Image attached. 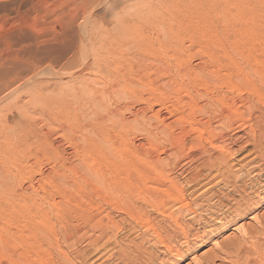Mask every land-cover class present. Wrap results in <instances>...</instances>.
I'll use <instances>...</instances> for the list:
<instances>
[{
	"label": "rangeland",
	"instance_id": "rangeland-1",
	"mask_svg": "<svg viewBox=\"0 0 264 264\" xmlns=\"http://www.w3.org/2000/svg\"><path fill=\"white\" fill-rule=\"evenodd\" d=\"M78 1H79V3H78ZM82 1L83 0H73V2H71L70 0H67V1L66 0H61V1L60 0H49V1L45 0V2H44V0L43 1L42 0H0V15H2V17H0V62L2 63V65L0 63V67L2 68V67L8 66L10 64V59H11V61H14L17 64H19L18 73H17V75H14L17 77L12 76L15 79H17L19 77L16 80V83L14 85H17L18 83L23 82L24 80H27V79L29 80V82L26 83L27 87L24 84L23 85L24 87L23 86L20 87L19 88L20 90H17L15 92V95L18 94L20 96V102L18 103V105H16V106L12 105L9 101L10 99H8L4 102L3 101L0 102V233L2 232L0 235V264H29V262H30V264H41L39 262L40 258L46 259L45 260L46 264H56V263L57 264H63V256H62L63 253L65 255L67 254L70 259L72 258L71 261L74 264L75 263L76 264H81V263L82 264H111V262L114 260V258H115V260L113 261L114 264H117V263L122 264V262L124 264H128V263L129 264H144V263L145 264H264V189H263L264 188V181L262 182V178L264 180V173H262L263 177L260 176L261 177L260 182H262V183H260V185H262L263 188L261 186H260V189H257V190L254 188H253V190L246 188L248 190H246V189L245 190L247 192L249 191L248 192L249 194L246 191L244 192L241 190V191H239L240 196H238L239 193L237 194V192H233L231 194L229 193L230 197L227 196V198L229 197L228 199H230V200H227V198L224 199V205L222 206V209L225 207L224 208L225 210L224 209L222 211H220L221 209L216 210V213L218 211V213H217L218 215H216V213H215L214 214L215 216L214 215L212 216L213 218L217 216L216 219L218 221L215 218L213 219L212 217H209V216L207 217V215L205 213H202V212H201V214H202L201 217L202 216L204 217L206 215L204 218H202L205 221L198 222V223L192 221L190 218H188L187 215L183 216V220H184L183 223L187 229V230L185 229V232L187 234H185L181 230H180L181 232L180 231L177 232V230H179V229L176 230L172 226L174 228L173 229L168 222H166L165 220L161 221L160 216H156V214L155 215L153 214L156 217L155 218L156 221L159 224L162 223L161 225H163L162 228L160 227L161 233L164 230H167V233L170 234L168 231L171 232V229L176 230V231L172 230V232H174V233L171 232L170 235H168L166 233V231H164L162 233V236L166 233L167 235L165 234V236H163V237L165 238L164 239L165 241L167 240L166 241V242H168L167 244H169V246L171 245L170 247H172L173 249L175 248L176 250H179L180 255L177 258H176V255H173V256L171 254L168 255L165 252V249L163 247H159L158 244H156L157 245L156 246L157 248H156L154 246L155 239L152 237V239H153L152 240L150 234L148 235V237L143 239V241H141L142 240L141 236H142L143 230L137 224L140 222L131 221L130 219L125 217L126 215L124 213H121L120 211L112 208L110 205V202L108 200L109 197L106 196V194H102V196H100V197L97 196V198H98L97 202L102 203V205H103V206H101V204H100L102 210H104V207H105V210L102 212V214H104L105 211H109L111 209L112 212H110L111 210L109 211L111 214V217L117 223L119 222V225H121L122 229L124 228L123 229L124 231L121 230V228H120V230L119 229H114L113 231L107 230V235L104 236L103 239H101L102 237H100V240L98 241L97 244L87 246L86 239H82L83 238L82 236L83 235H84V237H90L91 235L94 236V234L97 231H95V233H93L94 230L92 228L88 227L87 223H84V224L82 223L83 226L87 227V228L83 227V230L80 229V231H82L83 233L82 232L79 233V235H77L78 237L76 238V240L72 239L71 242L65 241V239L63 237V233H62L63 226L61 225L62 223L60 224V221L62 222L63 218H62V216L60 218L59 217L57 218L54 213H51L53 208H51V206L49 205V200L47 199V197L48 198L54 197V200L56 202H58L60 200V197H58L59 196L58 192H61L62 190H63V192L68 191V190H75L77 188V185H78L76 183H80L82 181V179H81V177L83 176L82 173L84 174L83 169L85 168L86 165H90L91 163H92V166L95 165L97 167L103 166V165L108 166L110 164H117L120 167V163H122L121 168L124 167V164H125V167L127 168V166H128V169L135 166V165H133V164H135V161H137L136 163H141L140 160H138V158H135V159L131 158L130 163H129V159L126 157L127 155L123 154L125 152V151H123L124 150L123 149V146H124L123 142L119 141V140H117V141H119L120 143L117 141H116V143L119 144L120 146L119 145L117 146V144L115 143L113 146L114 148L110 147L108 149L106 148L107 150L106 149L104 150L105 154H106L105 159L107 160V158L109 157L107 162L104 159V157L102 160L101 156L99 155V154H101L99 152L100 151L99 148L104 147L105 144L103 145V142L100 139H97V135H95V136L93 135V138H92V139H96V140L83 139V137H82L83 133L84 134L86 133V135H87L90 132L89 131L90 127L88 126L89 127L88 130H86L87 124H85V121H83V120L81 123L83 124V126L85 125L84 126L85 128L83 127L82 129H79V128L72 127L73 124H72V118H71L69 108L72 106L71 107V109H72L73 107H76L77 105H82V101H83V104H85V105L88 104V102L91 105L92 103L90 101H92V102L94 101L92 99V97L94 99L97 98L93 103L94 105L97 103L98 105L96 104L95 106H99V108H98L99 109L98 110L99 116L97 114V117H98L97 119L99 121H101L99 117H101V116L104 117V115L105 116L107 115V118L101 117L102 118L101 122L105 125H106V123H108L107 125L110 126V124H109L110 122H111V125L115 123L114 125L117 126L119 124V126H117V127H119V129H120L121 128L120 126L122 125V123H125L126 126L129 125L127 127L128 130L132 129L134 126L135 128H133L132 130L129 131V134H130L129 143L133 144L137 148L140 146L141 151H145V149L147 148V142H145V141H147V133H146V127L145 126L142 127V125H143V123L147 122L146 118H148V116L150 115L149 111L147 110L146 102H147L149 94L151 93V90H150L151 87L154 84L159 85L162 82H164L165 77H164V79H162L160 77V75L162 73L160 71H162V70H163V72L166 71L167 68L165 69V66L166 67L168 66V69H167L168 71L177 69L178 67H179V69H181V67L183 65L180 66L179 62L181 60H187V62H188V58H187L188 56H189V59H191V60H189V63H192L193 66H194V64L198 65V64H196V63H198L197 62L199 60L198 58L200 57V55L204 56L205 55L204 51L207 50V48H205L206 44H204V43H208L211 39H214L215 38L214 35H217V36L219 35L218 39L220 38L221 40H225L226 37L229 36L226 40L229 39L230 41L231 40L233 41L232 36H235V32H236V37H234V38L239 37L236 40H244L247 42L249 40H259V39L264 40V38H263L264 37V30H263L264 29V21H263V19H264V0H156V1L155 0H127V1L126 0H123V1L122 0H85L83 2ZM70 2H71V4L69 5ZM107 2H109L108 6H107ZM38 3H40V4H38ZM81 3L82 4L84 3L85 5L84 4L82 5ZM105 3H106V5H105ZM163 3H165L166 6H164L165 4H163ZM72 4H75V5H73V7H72ZM78 5L79 6L81 5L82 9H81V6L77 7ZM104 5H105V7H102ZM106 6L109 8H107ZM154 6H156V8ZM117 7H119V9ZM162 7H164V8H162ZM83 8H84V10H83ZM103 8H104V10H103ZM123 8L125 11H123ZM156 10H158V12ZM169 10L171 12H169ZM78 11L79 12L81 11V13H79ZM170 13L172 14V16ZM136 14H137V18H139L140 21H139V19L136 18ZM115 16H116V18H115ZM71 17H73V18H71ZM173 17L175 19H173ZM72 19H74V20L72 21ZM143 20H145V22H143ZM183 20H187V21H183ZM115 21H116V24H115ZM127 21L129 24L127 23ZM166 21H167V24H166ZM193 21L195 23H193ZM248 21H249V25H247ZM79 22H80V24H79ZM111 22L113 23V25L115 24L114 27H112L113 29H115L113 31H111L112 28H110L111 26H113L111 24ZM159 22H160V24H159ZM117 23H119V24H117ZM143 23H144V25H143ZM150 23L152 24V26L149 25ZM161 23H162V25H161ZM106 24L109 25V27H106ZM156 24L158 25V27H155ZM104 25H105L106 30L104 29ZM146 25H147V27L149 26V28H152L155 25L153 27L154 30H153V28L150 31L147 30L149 28L145 29ZM258 25H260V26H258ZM128 26H129V28L132 29V31H131V29L128 28ZM198 26L199 27L201 26L200 29L199 28L198 29L201 30L202 32L199 31L198 29H196ZM248 26H250V27H248ZM256 26L258 29L256 28ZM170 27H171V29H170ZM221 27H223V29H221ZM62 28H63V30H62ZM121 28L123 30H121ZM125 28H126V30H125ZM189 28H190V30H189ZM209 28H210L211 32L209 31ZM245 28H247V29L245 30ZM251 28H253L254 30L251 31L250 30ZM109 29H111V30L109 31ZM163 29H164V32H162ZM260 29L262 31H260ZM155 30H158V31H155ZM160 30H161V33H160ZM222 30H223V32H222ZM239 30H241V31H239ZM243 30H245L246 32H243ZM130 31L133 32L135 37L133 36V34ZM151 31H152V33H151ZM188 31H190V32H188ZM70 32H72V33H70ZM113 32L116 34H114ZM197 32H199V33L197 34ZM120 33H123V34H120ZM124 33H125V35L127 34L126 36L128 38L126 36L122 38V36H124ZM193 33H194V35H193ZM215 33H217V34H215ZM241 33H243V34H241ZM96 34H98V35H96ZM130 34H131V36H133L132 38L130 37ZM230 34H232V36H230ZM248 35H249V37H248ZM251 35H253L254 37ZM112 36L114 39L112 38ZM119 36L121 37L120 40L118 39ZM137 36H138V38H137ZM141 36H142L143 40L142 39L140 40ZM255 36H256V39H255ZM207 37L208 38L210 37V38L208 39ZM129 38H130V40H129ZM153 38H154V40H153ZM168 38H171V39H168ZM194 38H195V40H194ZM62 39H64V40H62ZM126 39H128L130 41V44H129L128 40L126 43ZM133 39H135V40L139 39V40L137 42L136 41L134 42ZM149 39L151 41H149ZM196 39H197V41H199V42L201 41V42L200 43L197 42ZM122 40H123V42H122ZM152 40H153L154 44L151 43ZM159 40H164V41L160 42ZM165 40H167V41L165 42ZM74 41H75V43H74ZM202 41H204V42H202ZM52 42L53 43L55 42V43L53 44ZM120 42H122V43H120ZM131 42H133V43H131ZM179 42H181V44ZM123 43H125L126 46ZM159 43H160V45H159ZM162 43H164V44H162ZM169 43L173 44L174 47L172 45H170ZM72 44H74V52L76 51V55H77V53L79 55V56L77 55L78 57L75 60L77 62L74 63V64L79 65V66L76 65L77 68L75 67V65L73 67L72 64L69 65V63H66V61H65L67 58H69L68 56L71 53L68 50L69 49L68 46H71ZM102 44H103V46H102ZM151 44H153V45H151ZM131 45H132V47H131ZM133 45L135 46L134 49H133V47H134ZM168 45H170V46H168ZM178 45H179V47H178ZM185 45H188L189 49L187 47H185ZM201 46H202V48H201ZM146 47L149 50L146 49ZM180 47H182L181 48L182 50L180 49ZM226 47H227V49H230V48H228V47H230L229 45H226ZM32 48H38V50L41 51L40 53L43 56L41 55L40 59L43 61L40 60V61H38V63H36L37 60H35L34 57L29 55L28 51ZM126 48L128 49V52H126V50H127ZM177 48H178V50H177ZM199 48L202 50H199ZM213 48L215 49V46ZM217 48H219V47L217 46ZM116 49L121 50L122 53L120 54L119 51H116ZM136 49H137V51H136ZM183 49H185V51ZM62 50H63V52H62ZM216 50L220 51V49H215L214 51L217 54H221V51L216 52ZM230 50H231V52H233V49H230ZM138 51H139L140 55L138 54ZM187 51H188V53H185ZM8 52H9V56H11L10 58L8 56ZM103 52L105 54L108 52V54L105 55ZM114 52L116 54V58H117L118 63L116 61ZM180 52H181V54H180ZM194 52H195V54H194ZM27 53L29 56L27 55ZM67 53H68V55H67ZM90 53H91V55H90ZM184 53L186 56L184 55ZM109 54L111 57L113 54L114 57H112V58H114L115 60L112 58H109ZM61 55H62V57H61ZM92 55H94V57L97 58L96 59L97 63H99V64H97L99 67H98V69H96L97 70L96 73H98V77L100 76L99 77L100 79L97 77L99 82H97V83L95 82L93 84L95 86V91L90 92L89 96H86L87 93L81 95V100H80L81 104H80V101H78V99H75V97H72L71 91L69 88L70 84H69V82H67L68 79L66 77H67L68 71L69 70L72 71V68L73 69L74 68L82 69V66L80 64H81V61H83L84 56H89V58H91ZM127 55H129V56H127ZM179 55L180 56L182 55V59H181V57H179ZM195 55L196 56L198 55V56L196 57ZM131 56H133V58ZM63 57H65V58H63ZM176 57H177V59H176ZM192 57H194V58H192ZM124 58H125V60H124ZM109 59H111L112 61L113 60L115 61V63L113 61V64L115 65V67H114V65H112V62L110 63ZM127 59H128V61L130 60L129 63L134 62L133 63L134 65L131 64V66H130L128 64V61H126ZM139 59H140V61H138ZM146 59H147V61H146ZM30 60H32V61L30 62ZM175 60L176 61L178 60V63H176ZM170 61H172V62H170ZM106 62H109V63H106ZM164 62L166 64H169V65H165ZM28 63H29V65H28ZM136 63H137V65H136ZM146 63H149V65L148 64L146 65ZM143 64H144V66H143ZM150 64L152 65V67ZM153 64H156L157 66L153 65ZM103 65H105L107 68L103 67ZM110 65L112 67H110ZM69 66H71L72 68H68ZM133 66L135 68L136 67L138 68V66H139L138 70L136 69L135 73H134L135 68ZM148 66H149V69L153 68V67L154 68L147 72ZM155 66L157 67L156 70H155ZM130 67L132 68V71H131ZM145 67H146V69H145ZM119 68H121L120 69L121 71H119ZM160 68H161V70H160ZM109 69L110 70L113 69V70L110 71ZM127 69H129V70H127ZM140 69H141V71H140ZM143 69H144V72L146 70L147 74H145V75L143 74L144 73ZM153 70H155V71H153ZM139 71H140V75H142V76L139 75V73H138ZM39 72H40V75L38 74ZM136 73H137V75H136ZM59 74H60V76H59ZM103 75L104 76L108 75L107 77L105 76V78L107 80L103 79L104 78ZM109 76H111V77H109ZM138 76H140L141 79ZM57 77H59V79ZM113 77H114V79H113ZM116 77H118L119 79ZM120 77H121V79H120ZM145 77L148 78L149 80L150 79L151 80L147 81V79ZM109 78H111V80ZM31 79L33 81L35 80L34 82H38L39 85L37 83H34ZM101 79H103L102 80L103 82L106 81V83H109V84H106L105 82L104 83L100 82ZM30 80L32 83L30 82ZM109 80H110V82H107ZM63 81L65 82L64 86H63V84H64ZM111 81L112 82L115 81V82L111 83ZM116 81L119 82V84ZM100 83H102V84H100ZM116 83H117V85H116ZM213 83H214V81H213ZM44 85H45L47 90H45ZM106 85L108 87V90L106 88ZM156 85H154V86H156ZM213 85H216V84L214 83ZM110 86H111V88H110ZM241 87L245 88L244 85L243 86L241 85ZM96 88H98L99 90ZM101 88H103L104 90H102ZM50 89H51V91H50ZM25 90H27V91H25ZM106 90L108 91L107 93H106ZM145 91H147V94ZM42 93L44 96L42 95ZM40 94H41V97H39ZM93 94H94V96H96L95 94H97V97L92 96ZM244 94H246V93H244ZM60 95H61V97H60ZM66 95H67V97H66ZM109 95H111L113 98L111 96L109 97ZM83 96H85V97H83ZM57 97H59V98H57ZM108 97L113 99V100L111 101V99H109ZM84 98H86V99H84ZM104 98H106V99H104ZM139 98L141 100L145 99L144 100L145 102L141 101ZM172 98H174V97H172ZM83 99L85 100L86 103L84 102ZM98 99H99L100 103L98 102ZM103 99L106 100V102ZM171 99L169 98L170 101L175 102L174 99H172V100ZM70 100H72V102ZM100 100H102V101H100ZM107 102L111 103V104H107ZM116 102H118V103H116ZM105 103H106V105H105ZM114 103H116V104L114 105ZM103 104L105 105V107H107V109L103 108L104 107ZM167 104L170 105V102H168ZM94 105H91V106L94 107ZM107 105H111V107H110L111 110L108 111L109 113L106 112L108 110V107H109ZM24 106H25V108L27 107L26 109H28V110H25ZM65 106H66V108H65ZM114 106H116L117 109H115ZM14 107H15V109H13ZM94 108L96 109V107H94ZM171 108L173 110V106ZM38 109L40 111H38ZM90 109L91 108H88V110H90ZM50 111H51V113H49ZM102 111H103V114H102ZM113 112L115 114L117 113L118 115H115ZM41 113H43V114L45 113L47 115V116H45L46 118ZM105 113H107V114H105ZM109 114H111V115H109ZM21 115H23L24 118ZM67 115H69V117ZM162 115L169 116L166 111L163 112ZM28 116H29V119H28ZM18 117H19V119L20 118L21 119L19 120ZM111 117H112V119H111ZM119 117H121V119ZM123 117H124V119H123ZM40 118L42 119V121ZM47 118L49 119V121L46 120ZM138 118H140L141 121ZM171 118H172V116H170L169 119H171ZM23 119H24V121H23ZM109 119H110V121H109ZM115 119H117V120H115ZM13 120H14V122H13ZM103 120H106V121H103ZM113 120H114V122H112ZM137 120H139L142 123V125H139V123L136 122ZM20 121H21V123H19ZM32 121L34 122V125H32ZM9 123L10 124L12 123V124L10 125ZM68 124H70V125H68ZM36 125H37V127H36ZM6 126L9 128H7ZM34 127H35V129H34ZM141 127L145 128V129H142ZM1 128L2 129L4 128L3 131L1 130ZM48 130H49V132H48ZM76 131L79 133V135ZM86 131L87 132L89 131V132L87 133ZM138 131L140 133H138ZM132 132L134 134H132ZM145 135H146V137H145ZM41 136H43V137H41ZM44 136H45V139H44ZM74 136H75V138H74ZM74 139H75V141H74ZM45 140L46 141L48 140L47 141L48 143H46ZM99 140H100V142H102L101 143L102 145L100 147L98 146L100 143ZM131 140H132V142H131ZM49 141H51V142L49 143ZM71 141L73 143H71ZM161 142H162V145L164 147H165L164 144H166V149L169 148V145H168V143H166V141L161 139ZM69 143H70V145L72 144L73 146H74V144L78 145L81 143L79 145V147L80 146L82 147V145H83V147L82 148L80 147L78 152H77L80 155L79 154L75 155L76 154V152H74L75 149H73V146H70ZM85 143H86V145H85ZM50 144H53L52 145L53 147ZM142 145H143V148H142ZM187 145H188V147L190 146V144H187ZM86 146H87V148H86ZM119 148H122L123 150L121 151V149H119ZM81 149H84V151L83 150L81 151ZM85 149H88L89 152H87V150H85ZM188 149L189 148H187L186 151H188ZM109 151L112 153L114 152L113 153L114 155L113 154L111 155V153ZM116 151H117V153H115ZM85 152H87V154ZM118 152H120V153H118ZM246 153L248 156V150H244V149L237 153V155L235 156V159L232 160L235 168L238 167V163L241 164V163H243L242 161H244L245 159H249L245 155ZM96 155H97V158H96ZM101 155H103V154H101ZM119 156H121L122 159H119V158H121ZM143 156L144 155H142L141 159L143 158ZM60 157L64 158V162L61 160ZM81 157H82L83 161L85 162L84 163L81 161V164H83V166L80 164V162H77V161H80ZM112 157H114V158L116 157L118 160L117 159L113 160ZM161 157H166V156L161 155ZM248 157H251V156L249 155ZM91 158H93V161L90 160ZM96 159H97V161L99 159V161L97 162ZM110 159L112 160L111 162H110ZM123 159L125 160L124 164L122 161ZM58 160H60V161H58ZM119 160H121V161L119 162ZM132 160L133 161L135 160V161L133 162ZM87 161H89L88 163H90V164H88ZM245 161H247V160H245ZM62 162L65 163L66 167L64 166V164L62 165ZM104 162H106V163L103 164ZM115 162H118V163H115ZM132 162H133V164H132ZM187 165L182 166V164H181L177 167H174L172 169L173 170L172 171L173 172L172 177H175V175H176V177H175L176 179L178 178L181 182L184 181L187 174L186 175L180 174L181 171L184 170L185 168L189 172H192L194 170V168H192L193 165H189L188 167H187ZM136 166H137V164H136ZM77 167H79V168H77ZM86 167H88V166H86ZM67 169H69V170H67ZM78 169L81 171L79 172ZM180 169H181V171H180ZM73 170H74V173L78 174V172H79V174L73 175L74 174ZM75 170H76V172H75ZM255 172H257V171H255ZM130 173L131 174H129V176L131 175L130 177L135 178V176H133L134 172L132 171ZM254 173H252V175ZM73 176L77 177V179H79V182L76 179L75 180L77 182L74 181ZM78 176H79V178H78ZM181 176H183V177H181ZM80 179H81V181H80ZM72 180L74 183H71ZM66 182H67V184H66ZM54 183H56L58 185L56 186V184H54ZM53 185L55 186V188L56 187L57 188L54 189ZM71 185H72V187H71ZM73 186H75V188ZM203 187L205 188L206 186H203V185L200 186V188L196 191V193L199 194L200 193L199 191L204 190ZM216 188L217 189L222 188L221 191L225 190L224 192H227V190L222 187V184L216 185V187L214 186V189L213 188L212 189L215 190ZM255 191H257V192H255ZM42 192H43V195H42ZM52 192L54 195L52 194ZM224 192H223V194H224ZM46 193H47V195H46ZM132 194H133V197L131 199H135V194H137L136 189L133 190ZM246 194H248L247 198H245ZM253 194H254V196H253ZM22 195H23V197H22ZM123 195H119L121 197L120 199L116 195V196H114L115 197L114 199L116 201H117V199H118V201H121L122 198H123V200L125 199V201L128 200L126 195H124V197H123ZM19 196H21V197H19ZM37 196L40 199H38ZM92 196L94 197V194ZM104 196L107 200L104 199ZM195 196L196 195H194V197ZM241 196H243V197H241ZM45 197L47 200L45 199ZM240 197L243 199H241ZM41 198H43L46 202L43 201V199H42L43 202L39 203V200L41 201ZM99 198H101V199H99ZM251 198L253 199L252 200L253 202L251 201ZM33 199L37 200V203L39 205L41 204L40 205L41 207L39 205H37V203L33 205V203H35V200L33 201ZM102 199H104L105 201H103ZM95 200H97V199H95ZM215 200L216 199H213V201L212 202L210 201L209 204L216 203ZM246 200H248V202ZM101 201H103V202H101ZM198 201L199 200H197V202ZM200 201L202 202V199H200ZM226 201H227V203H225ZM244 201L247 204H245ZM201 202H198V203H201ZM25 203H26V205H24ZM235 203H237V205L240 203L239 204L240 208L238 209L239 212L237 211L238 206L236 208ZM201 204L203 205L204 203H201ZM109 205H110V207H109ZM230 205L232 206V208ZM63 206L65 207V205H63ZM204 206H205V204L203 205V207ZM64 207H63V209H64ZM205 208H203V209H205ZM235 208H236V211H235L236 213L232 212L235 210ZM242 208H243V210H242ZM106 209H109V210H106ZM173 209L174 208H172V210ZM40 210H42V212L46 214V217L48 219L49 218L51 219L52 222L51 221L50 222L56 228V229L54 228L55 230H53V233L50 232L51 235L46 233L45 232L46 229L42 225L39 224L38 219H40V218H38V217L41 214ZM240 210L243 212H240ZM93 211H94L93 208L90 209V212H93ZM226 211H227V214H226ZM222 212H224L225 214ZM47 213H48L49 217L47 216ZM231 213H233V214H231ZM222 214H224V215H222ZM66 215H67V212L64 216H66ZM224 216L227 217V219H225ZM185 217H187L188 219ZM65 218L66 217H64V219ZM68 218H70V217H67L65 220L63 219V221L64 222L66 221L65 223H67L70 220L72 224H75V222L77 224L76 218L75 219H68ZM125 218H127L129 223L127 221L125 222V220H126ZM1 219H3V220H1ZM59 219H61V220H59ZM188 220H190V221H188ZM159 221H161V223ZM164 221L166 224L164 223ZM207 221H208V224H207ZM64 222H63V225L65 224ZM79 222H81V221H78V223ZM133 222L136 223V226ZM187 222H188V224H186ZM189 222H190V224H189ZM55 224H57V225H55ZM82 224L81 223L78 224L79 228H82ZM137 225H138V227H137ZM192 225H193V227H192ZM36 226H37V228L42 227V228H44V230L42 228H41V230L38 228V231H36ZM132 227H133V231L131 229ZM135 227L138 229H136ZM163 227H165L166 229L162 230ZM169 227H171V229H169ZM84 228H86L87 230L84 231ZM134 228H135V230H134ZM88 229L89 230L91 229V230L89 231ZM118 230L121 231V233H119ZM86 231H87V233L85 234ZM88 232L89 233L91 232V233L89 234ZM116 232L119 235L116 234ZM124 232H125V234H124ZM126 232L127 233L130 232V233L127 234ZM138 232H139V234H138ZM182 233H184L185 235ZM97 234H98V232H97ZM97 234H95V235H97ZM134 234H135V236H134ZM108 235L111 237L110 238L111 244L110 243L108 244V242L105 244L106 239L108 238ZM173 235H174V237H173ZM40 236H42V238H40ZM50 236H52V238L54 237L53 241H54L55 246L53 244L50 245L51 243L50 244L48 243L50 241L53 243V241L50 239L51 238ZM43 237H44V239H43ZM112 238H114V239L112 240ZM39 239H41V240H39ZM80 239L83 241H81ZM149 239L152 240L153 242L150 241ZM186 239H187V241H186ZM146 240H148L149 242L148 241L146 242ZM79 241L82 242L83 244L79 243ZM102 241H104V244L106 246H104ZM113 241H114V243H113ZM127 241H129L128 242L129 244L127 243ZM170 241H172V242L170 243ZM12 242H14V243H12ZM137 242L138 243L141 242L140 245ZM42 243H43V245H42ZM124 243H126V244L124 245ZM85 244L87 246L86 248H85ZM120 244H122V245H120ZM24 245L27 249L24 247ZM96 245L99 246L98 249H100V250L101 249L103 250V248L105 247V249L103 250L104 252L100 251V250H98L99 252L94 251V250L91 251V248L95 249L97 247ZM102 245H103V247H102ZM114 245H115V249L118 248L117 249L118 253H121V252L123 253L124 250L122 251V248H124L125 249L124 252H126L125 256H123L122 254H119L120 256L117 255L116 250L113 248ZM123 245L128 246V247L126 246V248H128V251H130L129 254H132L130 256L134 255L135 257L138 256V258L137 257L136 258L130 257L133 259H132V261H131V259H130V261H128V256H129V255H127L128 251H126L125 247H122ZM53 246H54V248H52ZM58 246H60L61 248H59ZM140 246H141V249H140ZM152 246H154V247H152ZM88 247H90V248L88 249ZM136 247H138V248H136ZM42 248L47 249L48 251L46 250V252L44 254L45 250ZM49 249L51 252L52 251L53 252L51 253L49 251ZM86 249L88 251H86ZM160 249L164 250V252L161 251ZM142 250H143V253H141ZM106 251H108V252H106ZM135 251H137V252H135ZM138 251H140V252H138ZM36 252H38V253H36ZM47 252L49 255L46 256ZM79 252H80L79 256L81 259L78 256ZM82 252H84V253L82 254ZM41 253H43L45 255V257ZM85 253L87 256L89 255L86 258H84ZM110 254H112L113 257L111 258V260L110 259L107 260L106 257L109 256ZM38 255H41V256L39 257ZM103 255H105V256H103ZM116 255H117L118 261L116 260L117 259ZM121 255L123 256V259L125 260V262L122 261L123 259L121 258L122 257ZM144 256H145V258H144ZM120 258H121V260H120ZM126 258L128 261L127 263H126ZM61 259H62V261H61ZM83 259H85V260H83ZM134 259H136V260H134ZM137 259H138V261H137ZM133 260H134V263H133ZM113 262H112V264H113ZM130 262H132V263H130Z\"/></svg>",
	"mask_w": 264,
	"mask_h": 264
},
{
	"label": "bare ground",
	"instance_id": "bare-ground-1",
	"mask_svg": "<svg viewBox=\"0 0 264 264\" xmlns=\"http://www.w3.org/2000/svg\"><path fill=\"white\" fill-rule=\"evenodd\" d=\"M43 1V0H42ZM49 1V0H48ZM61 1V0H60ZM67 1V0H66ZM71 2H73V0H70ZM85 1V0H83ZM82 1V2H83ZM123 1V0H122ZM127 1V0H126ZM125 1V2H126ZM156 1V0H155ZM45 2V0H44ZM53 2V1H52ZM69 2V1H68ZM67 2V3H68ZM71 2L69 3V5L71 4ZM111 2V1H110ZM116 2V1H115ZM114 2V3H115ZM154 2V1H153ZM161 2V1H160ZM79 3V1H78ZM85 3V2H84ZM83 3V4H84ZM120 3V2H119ZM155 3V2H154ZM37 4V3H36ZM40 4V3H38ZM53 4V3H52ZM82 4V3H81ZM82 4V5H83ZM109 2H107V6H108ZM165 4V3H163ZM62 5V4H61ZM73 5L75 4H72V7ZM77 5V4H76ZM85 5V4H84ZM106 5V3H105ZM102 6V7H105ZM112 5V4H111ZM115 5V4H114ZM168 5V4H167ZM64 6V5H63ZM81 6V5H80ZM79 5L77 7H80ZM106 6V7H107ZM166 6V4L164 5ZM65 7V6H64ZM76 7V6H75ZM113 7V6H112ZM122 7V6H121ZM120 7V8H121ZM156 8V6H154ZM153 7V8H154ZM59 8V7H58ZM69 8V7H68ZM109 8V7H107ZM106 8V9H107ZM119 9V7H117ZM164 8V7H162ZM61 9V8H60ZM59 9V10H60ZM74 9V8H73ZM81 9H82V6H81ZM158 9V8H157ZM167 9V8H166ZM67 10V9H66ZM69 10V9H68ZM79 10V9H78ZM84 10V8H83ZM104 10V8H103ZM121 10V9H120ZM238 10V9H237ZM57 11V10H56ZM75 11V10H74ZM123 11L124 8H123ZM158 12V10H156ZM184 11V10H183ZM232 11V10H231ZM77 12V11H76ZM79 12V11H78ZM104 12V11H103ZM115 12V11H114ZM152 12V11H151ZM160 12V11H159ZM169 12H171L169 10ZM61 13V12H60ZM81 13V11L79 12ZM117 13V12H116ZM83 14V13H82ZM81 14V15H82ZM141 14V13H140ZM171 14V13H170ZM64 15V14H63ZM72 15V14H71ZM113 15V14H112ZM117 15V14H116ZM119 15V14H118ZM142 15V14H141ZM140 15V16H141ZM187 15V14H186ZM75 16V15H74ZM161 16V15H160ZM159 16V17H160ZM172 16V14H171ZM170 16V17H171ZM188 16V15H187ZM0 17H2V15H0ZM65 17V16H64ZM67 17V16H66ZM69 17V16H68ZM77 17V16H76ZM80 17V16H79ZM82 17V16H81ZM166 17V16H165ZM237 17V16H236ZM60 18V17H59ZM73 18V17H71ZM116 18V16H115ZM136 18H137V14H136ZM164 18V17H163ZM185 18V17H184ZM183 18V19H184ZM190 18V17H189ZM218 18V17H217ZM62 19V18H61ZM70 19V18H69ZM81 19V18H80ZM139 19V18H137ZM149 19V18H148ZM167 19V18H166ZM165 19V20H166ZM173 19H175L173 17ZM186 19V18H185ZM74 19H72L73 21ZM118 20V19H117ZM188 20V19H187ZM187 20H183V21H187ZM66 21V20H65ZM71 21V20H70ZM140 21V19H139ZM168 21V20H167ZM167 21H166V24H167ZM182 21V22H183ZM197 21V20H196ZM264 21V19H263ZM124 22V21H123ZM122 22V23H123ZM143 22H145V20H143ZM165 22V21H164ZM163 22V23H164ZM259 22V21H258ZM261 22V21H260ZM73 23V22H72ZM126 23V22H125ZM128 23V21H127ZM158 23V22H157ZM191 23V22H190ZM193 23H195L193 21ZM225 23V22H224ZM246 23V22H245ZM263 23V22H262ZM80 24V22H79ZM111 24L113 25V23L111 22ZM115 24H116V21H115ZM114 24V25H115ZM119 24V23H117ZM129 24V23H128ZM160 24V22H159ZM165 24V25H166ZM235 24V23H234ZM238 24V23H237ZM244 24V23H243ZM111 26L110 28L114 27ZM144 25V23H143ZM149 25L152 26V24L150 23ZM162 25V23H161ZM164 25V26H165ZM249 25V21H248V24ZM102 26V25H101ZM155 26V25H154ZM153 26V27H154ZM160 26V25H159ZM197 26V25H196ZM195 26V27H196ZM206 26V25H205ZM218 26V25H217ZM221 26V25H220ZM224 26V25H223ZM260 26V25H258ZM81 27V26H80ZM106 27H109V25L106 24ZM152 27V28H153ZM155 27H158V25L156 24ZM163 27V26H162ZM201 27V26H200ZM200 27L198 26L196 29H200ZM238 27V26H237ZM244 27V26H243ZM247 27V26H246ZM250 27V26H248ZM120 28V27H119ZM129 28V26H128ZM149 28V26L147 27L146 25V28L147 29ZM152 28H149L147 30H151ZM169 28V27H168ZM208 28V27H207ZM257 28V26H256ZM262 28V27H261ZM104 29L106 30L105 28V25H104ZM117 29V28H116ZM131 29V28H129ZM157 29V28H156ZM160 29V28H159ZM171 29V27H170ZM195 29V30H196ZM198 29V30H199ZM204 29V28H203ZM219 29V28H218ZM221 29H223V27H221ZM229 29V28H228ZM240 29V28H239ZM244 29V28H243ZM247 28H245L246 30ZM258 29V28H257ZM63 30V28H62ZM68 30V29H67ZM70 30V29H69ZM111 29H109L110 31ZM115 29L112 28L111 31H113ZM121 30H123L121 28ZM120 30V31H121ZM126 30V28H125ZM124 30V31H125ZM154 30V28H153ZM152 30V31H153ZM188 30V29H187ZM186 30V31H187ZM190 30V28H189ZM245 30H243V32H246ZM251 31L254 30L253 28L250 29ZM264 30V29H263ZM66 31V30H65ZM119 31V30H118ZM117 31V32H118ZM123 31V32H124ZM132 31V29H131ZM130 31V32H131ZM146 31V30H145ZM151 31V33H152ZM155 31H158V30H155ZM173 31V30H172ZM193 31V30H192ZM201 31V30H199ZM204 31V30H203ZM209 31H210V28H209ZM226 31V30H225ZM233 31V30H232ZM241 31V30H239ZM248 31V30H247ZM257 31V30H256ZM260 31H262L260 29ZM64 32V31H63ZM116 32V31H115ZM126 32V31H125ZM164 32V29L163 31ZM190 32V31H188ZM196 32V31H195ZM202 32V31H201ZM200 32V33H201ZM211 32V31H210ZM216 32V31H215ZM223 32V30H222ZM235 32V31H234ZM61 33V32H60ZM69 33V32H68ZM72 33V32H70ZM97 33V32H96ZM114 33V32H113ZM127 33V32H126ZM133 34V32H131ZM159 33V32H158ZM160 33H161V30H160ZM199 32H197L198 34ZM226 33V32H225ZM232 33V32H231ZM256 33V32H255ZM116 34V33H114ZM120 34H123V33H120ZM129 34V33H128ZM167 34V33H166ZM203 34V33H202ZM209 34V33H208ZM207 34V35H208ZM217 34V33H215ZM228 34V33H227ZM243 34V33H241ZM98 35V34H96ZM127 35V34H126ZM125 33H124V36H126ZM151 35V34H150ZM157 35V34H156ZM161 35V34H160ZM194 35V33H193ZM254 35V34H253ZM251 35V36H253ZM116 36V35H115ZM121 36V35H120ZM118 37V39L120 40L121 37ZM129 36V35H128ZM133 36L135 37V35L133 34ZM133 36H131L130 34V37L132 38ZM140 36V35H139ZM163 36V35H162ZM188 36V35H187ZM215 38L214 39H211L208 43H204L206 44L205 45V48H207L205 52V55L204 56H201L198 58L199 60L197 61L198 65H195L193 66L192 63H189V56L187 57L188 58V62L187 60H181L179 62V65L182 66L181 69H179V67L177 69H174V70H170L168 71V66L166 67L165 66V69L166 71L162 72L160 77L162 79H164L165 77V80L164 82H162L161 84L159 85H156L154 86L153 84V88L151 87V93L149 94L148 96V99H147V102H146V106H147V110L149 111L150 115L148 116V118H146L147 122L146 123H142L140 122V118H138L139 120H137L136 122L139 123V125H142V127H146V133H147V148L145 149V151H141V147L139 146L138 148L135 147L133 144L129 143V131L132 130L133 128H135L133 125V128L128 130V126H126L125 123H122V125L120 126L121 128L119 129V124L116 126L114 124L111 125V122L109 123L110 126H108L106 123L103 124L101 121H102V118H107V115L104 117H99L101 121H99L97 118V114L99 113V106H95L93 103L94 101L97 99V98H93L92 99L94 100L93 102L90 101L92 104L91 105H94V107H96V109L94 107H92L89 102L88 104H83V101H82V105H77L76 107H73L71 109V107L69 108L70 109V114H71V118H72V124L73 126L72 127H75V128H79V129H82L84 126L83 124L81 123L82 120L85 121V124H87V129L88 128L90 129L86 135V133L84 134L83 133V139H92L93 138V135H97V139H100L102 142H103V145L105 144L104 147H100L102 144V142H100L99 140V152L101 154H99L101 156V159L103 160V157L105 159V149L107 148H110V147H113L114 144L116 143L117 140L119 141H122L123 142V149L122 148H119L121 149V151H125L123 154H126L127 158L129 159V163H130V160L131 158L135 159V158H138V160H140L141 163H136L137 161H135V164H132L135 165L134 167H129L130 169H128V166L127 168L125 167V164H124V159L122 160L123 161V164H124V167L121 168L122 166V163H120V167L117 165V164H110L108 166H92V163H88L89 161H87L88 164L90 165H86L88 167H86L85 165V168L83 169L84 170V174L82 173V181L80 179V183H76L78 184L77 185V188L75 190H68V191H65L63 192V190L61 192H58V197H60V200L58 202H56L54 200V197L52 198H48L47 196V199L49 200V205L51 206L52 209V212L51 213H54L55 216L58 218H60L62 216V218L64 219V217H70L68 219H75L77 220V224L75 222V224H72L71 221L69 220L67 223H65L62 219V222L60 221V224L63 226V230H62V233H63V237L65 239L66 242L70 241L73 239L76 240V238L78 237L77 235H79V233H81L83 230V227H86V226H83L84 223H87L88 227L92 228L94 230L93 233H95V231L97 232L93 235H89L90 237H84V235L82 236L83 238L82 239H86V244L87 246L88 245H95L98 243V241L100 240V237H102L101 239L104 238V236L107 235V230H110V231H113L114 229H119L121 227V225H119V222L117 223L112 217H111V214L110 212H112V210L110 211L109 209H106V210H109V211H105L104 214H102V212L105 210V207H104V210H102L101 206L102 203H98V197L102 196V194H106V196H108V200L110 202V205L112 208L120 211L121 213H124L128 219H130L131 221H136V222H140V223H137L141 229L143 230V233H142V240L145 239L146 237H148V235L150 234L151 235V239L152 237L155 239V243H154V246L156 247L158 244L159 247H163L165 249V252L169 255L171 254L172 256L173 255H176V258L179 257L180 255V252L179 250H176L175 248L173 249L172 247L169 246V244H167L168 242H166L164 239L163 236H165V234L167 233V230H164L166 229L165 227H163L162 230L166 231V233L162 236V232L160 231V227L162 228L163 225H161V221L165 220L166 222H168L170 224V226L174 227L177 232H179L180 230L182 232H184L185 234H187L185 232V229L186 227L184 226V223H183V216H188V218H190L192 221L194 222H202V221H205L204 218L206 215L207 217H212L215 213H216V210H220L222 211V206L224 205V199L227 198V196L230 197V194L233 193V192H237V194L239 193V191H246L248 189H251L253 190L254 189H260V186L262 187V185H260V183H262L264 180L262 178V182H260V176H262V173H264V40H249L248 42L247 41H244V40H236L238 38H234L236 37V32H235V36H232V34H230V36L233 37V41L231 40H226L228 37H226L225 40H221L220 38L218 39V36L217 35H214ZM221 36V35H220ZM226 36V35H225ZM117 37V36H116ZM127 37V36H126ZM150 37V36H149ZM157 37V36H156ZM179 37V36H178ZM213 37V36H212ZM217 37V38H216ZM247 37V36H246ZM249 37V35H248ZM254 37V36H253ZM68 38V37H67ZM81 38V37H80ZM79 38V39H80ZM113 38V36H112ZM128 38V37H127ZM138 38V36H137ZM140 38V37H139ZM147 38V37H146ZM189 38V37H188ZM208 38V37H207ZM210 38V37H209ZM208 38V39H209ZM222 38V37H221ZM224 38V37H223ZM242 38V37H241ZM240 38V39H241ZM264 38V37H263ZM78 39V40H79ZM110 39V38H109ZM114 39V38H113ZM117 39V38H116ZM125 39V38H124ZM142 39V36L140 38V40ZM168 39H171V38H168ZM176 39V38H175ZM174 39V40H175ZM191 39V38H190ZM232 39V38H231ZM255 39H256V36H255ZM59 40V39H58ZM64 40V39H62ZM83 40V39H82ZM118 40V41H119ZM127 40L126 39V43H127ZM130 40V38H129ZM128 40V41H129ZM139 40V39H138ZM138 40H135L133 39V41L137 42ZM143 40V39H142ZM147 40V39H146ZM154 40V38H153ZM153 43L154 44V42ZM195 40V38H194ZM203 40V39H202ZM205 40V39H204ZM77 41V40H76ZM106 41V40H105ZM132 41V40H131ZM149 41H151L149 39ZM158 41V40H157ZM160 42L161 41H164V40H159ZM167 40H165L166 42ZM193 41V40H192ZM197 41V39H196ZM70 42V41H69ZM123 42V40H122ZM120 42V43H122ZM125 42V41H124ZM143 42V41H142ZM146 42V41H145ZM199 42V41H197ZM201 42V41H200ZM199 42V43H200ZM204 42V41H202ZM53 43V42H52ZM55 43V42H54ZM53 43V44H54ZM67 43V42H66ZM75 43V41H74ZM79 43V42H78ZM114 43V42H113ZM133 43V42H131ZM181 44V42H179ZM101 44V43H100ZM118 44V43H117ZM125 46L126 44L123 43ZM129 44H130V41H129ZM137 44V43H136ZM139 44V43H138ZM144 44V43H143ZM151 44V45H153ZM164 44V43H162ZM161 44V45H162ZM170 44V43H169ZM179 44V45H180ZM190 44V43H189ZM197 44V43H196ZM202 44V43H201ZM98 45V44H97ZM114 45V44H113ZM160 45V43H159ZM173 46V44H170ZM168 45V46H170ZM178 45V47H179ZM200 45V44H199ZM226 45H229L230 49H233V52H231L230 49H227ZM103 46V44H102ZM101 46V47H102ZM120 46V45H119ZM134 46V45H133ZM146 46V45H145ZM215 46V49H220L221 51V54H217L215 53V49L213 48ZM217 46L219 48H217ZM69 47V51L71 52L70 55L68 56L69 58H67L65 61L66 63H69V65L72 64V66L76 67L79 66L78 64H74L77 57L79 56L78 53L76 55V51L74 52V44H72L71 46H68ZM121 47V46H120ZM132 47V45H131ZM149 47V46H148ZM174 47V46H173ZM172 47V48H173ZM177 47V46H176ZM185 47H188V45H185ZM232 47V48H231ZM78 48V47H77ZM76 48V49H77ZM122 48V47H121ZM128 48V47H127ZM126 48V49H127ZM135 48V46L133 47V49ZM140 48V47H139ZM182 47H180L181 49ZM202 48V46H201ZM213 48V49H212ZM64 49V48H63ZM105 49V48H104ZM115 49V48H114ZM129 49V48H128ZM128 49L126 50V52H128ZM141 49V48H140ZM146 49H148L146 47ZM168 49V48H167ZM187 49V50H188ZM191 49V48H190ZM16 50V49H15ZM106 50V49H105ZM145 50V49H144ZM149 50V49H148ZM178 50V48H177ZM182 50V49H181ZM185 51V49H183ZM199 50H202L199 48ZM103 51V50H102ZM116 51H119V53L121 54V50H117ZM124 51V50H123ZM137 51V49H136ZM167 51V50H166ZM183 51V52H184ZM219 51V50H216V52ZM219 51V52H220ZM17 52V51H16ZM41 51L38 50V48H32L28 51L29 55L34 57L36 61V63H38V61H40L41 59ZM63 52V50H62ZM68 52V51H67ZM100 52V51H99ZM199 52V51H198ZM27 53V55H28ZM104 53V52H103ZM102 53V54H103ZM151 53V52H150ZM185 53H188L185 52ZM184 53V55H185ZM197 53V52H196ZM105 54V53H104ZM108 52L105 54L107 55ZM134 54V53H133ZM132 54V55H133ZM138 54H139V51H138ZM145 54V53H144ZM181 54V52H180ZM190 54V53H189ZM188 54V55H189ZM195 54V52H194ZM193 54V55H194ZM198 54V53H197ZM28 55V56H29ZM68 55V53H67ZM81 55V54H80ZM91 55V53H90ZM114 55H115V58H116V54L114 52ZM137 55V54H136ZM140 55V54H139ZM149 55V54H148ZM147 55V56H148ZM8 56H9V52H8ZM43 56V55H42ZM126 56V55H125ZM129 56V55H127ZM134 56V55H133ZM133 56H131L133 58ZM138 56V55H137ZM146 56V57H147ZM150 56V55H149ZM186 56V55H185ZM196 56V55H195ZM198 56V55H197ZM196 56V57H197ZM5 57V56H4ZM11 56H9L10 58ZM62 57V55H61ZM81 57V56H80ZM102 57V56H101ZM112 57L113 54H112ZM109 54V58H112ZM130 57V58H131ZM143 57V56H142ZM145 57V58H146ZM152 57V56H151ZM150 57V58H151ZM179 57H181L182 59V55ZM195 57V58H196ZM65 58V57H63ZM83 61H81V66H82V69H76V68H72L71 66H69L68 68H72V71L69 70L68 71V74H67V79L70 84V91H71V95L72 97H75V99H78V101L81 100V95L82 94H86V96H89V93L92 92V91H95V86L93 85L95 82H99L98 81V73L96 69H98V65L99 63H97V58L94 57V55L91 56V58H89V56H84L83 57ZM128 58V57H127ZM137 58V57H136ZM158 58V57H157ZM169 58V57H168ZM175 58V57H174ZM173 58V59H174ZM191 58V57H190ZM194 58V57H192ZM223 58V59H222ZM5 59V58H4ZM79 59V58H78ZM114 59V58H112ZM129 59V58H128ZM128 59L126 61H128ZM154 59V58H153ZM177 59V57H176ZM184 59V58H183ZM102 60V59H101ZM108 60V59H107ZM115 60V59H114ZM113 60V61H114ZM125 60V58H124ZM123 60V61H124ZM133 60V59H132ZM131 60V61H132ZM166 60V59H165ZM164 60V61H165ZM18 61V60H17ZM29 61V60H28ZM32 60H30L31 62ZM43 61V60H41ZM58 61V60H57ZM64 61V62H65ZM110 63L112 62V65L113 64V61L111 59H109ZM116 61H117V58H116ZM130 61V60H129ZM128 61V64L131 66V64L133 63H129ZM137 61V60H136ZM140 61V59L138 60ZM137 61V62H138ZM147 61V59H146ZM145 61V62H146ZM162 61V60H161ZM168 61V60H167ZM166 61V62H167ZM25 62V61H24ZM160 62V61H159ZM172 62V61H170ZM176 63H178V60L176 61ZM1 63V62H0ZM59 63V62H58ZM63 63V62H62ZM65 63V64H66ZM106 63H109V62H106ZM115 63V61H114ZM118 63V61H117ZM143 63V62H142ZM150 63V62H149ZM149 63H146V65ZM165 63V62H164ZM21 64V63H20ZM64 64V63H63ZM192 64V65H191ZM2 65V63H1ZM29 65V63H28ZM32 65V64H31ZM37 65V64H36ZM101 65V64H100ZM128 65V66H129ZM134 65V64H133ZM137 65V63H136ZM139 65V64H138ZM151 65V64H150ZM153 65H156V64H153ZM160 65V64H159ZM165 65H169V64H166ZM173 65V64H172ZM24 66V65H23ZM34 66V65H33ZM126 66V65H125ZM144 66V64H143ZM157 66V65H156ZM155 66V70H156V67ZM30 67V66H29ZM84 67V68H83ZM103 67H106L105 65H103ZM109 67V66H108ZM110 67H112L110 65ZM115 67V65H114ZM134 67V66H133ZM152 67V65H151ZM161 67V66H160ZM164 67V66H163ZM173 67V66H172ZM80 68V67H79ZM107 68V67H106ZM122 68V67H121ZM119 68V71H121ZM125 68V67H124ZM128 68V67H127ZM131 68V67H130ZM135 68V67H134ZM139 68V66H138ZM138 68L136 67L135 68V71L134 73L136 72V69L138 70ZM154 68V67H153ZM153 68H150L149 69V66H148V71L152 70ZM175 68V67H174ZM93 69V70H92ZM102 69V68H101ZM104 69V68H103ZM146 69V67H145ZM159 69V68H158ZM170 69V68H169ZM18 70H19V64H17L16 62L14 61H11L10 59V64L6 67H0V102H4L8 99H10V103L12 105H18V103L20 102V96L17 94L15 95V92L17 90H20L19 88L22 87L24 84L26 85V83L29 82V80H24L23 82H20L18 83L17 85H14L16 83V80L14 77H17V76H14V75H17L18 73ZM110 70V69H109ZM113 70V69H112ZM110 70V71H112ZM129 70V69H127ZM153 70V71H155ZM161 70V68H160ZM123 71V70H122ZM131 71H132V68H131ZM141 71V69H140ZM140 71L138 72L139 75H140ZM106 72V71H105ZM143 72H144V69H143ZM142 72V73H143ZM146 70L145 72L143 73L144 75L147 74ZM159 72V71H158ZM109 73V72H108ZM116 73V72H115ZM123 73V72H122ZM141 73V74H142ZM153 73V72H152ZM40 75V72L38 73ZM42 74V73H41ZM124 74V73H123ZM56 75V74H55ZM126 75V74H125ZM135 75V74H134ZM137 75V73H136ZM143 75V76H144ZM151 75V74H150ZM14 76V77H12ZM60 76V74H59ZM104 76V75H103ZM106 77L108 75H105ZM104 76V80L106 79ZM120 76V75H119ZM142 76V75H140ZM138 76V77H140ZM158 76V75H157ZM37 77V76H36ZM98 77V78H97ZM111 77V76H109ZM115 77V76H114ZM113 77V79H114ZM125 77V76H124ZM156 77V76H155ZM159 77V78H160ZM30 78V77H29ZM59 79V77H57ZM65 78V77H64ZM65 78V79H66ZM118 78V77H116ZM146 78V77H145ZM26 79V78H25ZM63 79V78H62ZM100 79V78H99ZM101 79L100 82H103ZM111 80V78H109ZM119 79V78H118ZM121 79V77H120ZM139 79V78H138ZM141 79V77H140ZM147 81L149 80L148 78H146ZM156 79V78H155ZM32 80V79H31ZM30 80V82H31ZM107 80V79H106ZM107 81V82H110ZM151 80V79H150ZM149 80V81H150ZM159 80V79H158ZM33 81V80H32ZM35 81V80H34ZM33 81V82H34ZM59 81V80H58ZM62 81V80H61ZM153 81V80H152ZM216 85H213L214 83ZM60 82V81H59ZM64 82V81H63ZM62 82V83H63ZM106 83V81H104ZM103 82V83H104ZM115 81H111V83H114ZM117 82V81H116ZM32 83V82H31ZM30 83V84H31ZM34 83H37L38 82H34ZM41 83V82H40ZM61 83V82H60ZM119 84V82H117ZM116 83V85H117ZM213 83V84H212ZM42 84V83H41ZM102 84V83H100ZM106 84H109V83H106ZM145 84V83H144ZM39 85V84H38ZM65 85V82L63 84V86ZM98 85V84H97ZM121 85V84H120ZM148 85V84H147ZM151 85V84H150ZM241 85L245 86V88L241 87ZM32 86V85H31ZM35 86V85H34ZM33 86V87H34ZM67 86V85H66ZM109 86V85H108ZM119 86V85H118ZM24 87V86H23ZM27 87V85H26ZM45 87V85H44ZM102 87V86H101ZM35 88V87H34ZM99 88V87H98ZM96 88V89H98ZM105 88V87H104ZM106 88L108 90V87L106 85ZM111 88V86H110ZM102 90H104L103 88H101ZM122 89V88H121ZM35 90V89H34ZM44 90V89H43ZM45 90L46 87H45ZM99 90V89H98ZM101 90V91H102ZM106 90V93L108 92ZM149 90V91H150ZM27 91V90H25ZM33 91V90H32ZM49 91V90H48ZM51 91V89H50ZM49 91V92H50ZM110 91V90H109ZM148 91V92H149ZM42 92V91H41ZM54 92V91H53ZM57 92V91H56ZM67 92V91H66ZM146 94H147V91H145ZM246 93V94H244ZM65 94V93H64ZM110 94V93H109ZM113 94V93H112ZM244 94V95H243ZM43 95V93H42ZM63 95V94H62ZM96 96H94V94L92 96L94 97H97V94H95ZM140 95V94H139ZM35 96V95H34ZM44 96V95H43ZM111 95H109L110 97ZM122 96V95H121ZM142 96V95H141ZM38 97V96H37ZM39 97H41V94L39 95ZM49 97V96H48ZM61 97V95H60ZM67 97V95H66ZM85 97V96H83ZM82 97V98H83ZM108 97V98H109ZM112 97V96H111ZM140 97V96H139ZM174 97V98H172ZM22 98V97H21ZM25 98V97H24ZM56 98V97H55ZM59 98V97H57ZM113 98V97H112ZM141 98V97H140ZM139 98V99H140ZM143 98V97H142ZM169 98L171 99H174V101H170ZM66 99V98H65ZM71 99V98H70ZM86 99V98H84ZM83 99V100H84ZM88 99V98H87ZM91 99V100H92ZM106 99V98H104ZM103 99V100H104ZM111 99V98H109ZM108 99V100H109ZM137 99V98H136ZM171 99V100H172ZM113 99H111L112 101ZM141 100V99H140ZM145 100V99H144ZM144 100H141V101H144ZM43 101V100H42ZM49 101V100H48ZM72 102V100H70ZM77 101V102H78ZM102 101V100H100ZM106 102V100H104ZM139 101V100H138ZM22 102V101H21ZM85 102V100H84ZM98 102H99V99H98ZM119 102V101H118ZM116 102V103H118ZM140 102V101H139ZM145 102V101H144ZM143 102V103H144ZM170 102V105H168L167 103ZM202 102V103H201ZM28 103V102H27ZM50 103V102H49ZM79 103V102H78ZM86 103V102H85ZM100 103V102H99ZM104 103V102H103ZM114 103V105L116 104ZM142 103V102H141ZM43 104V103H42ZM62 104V103H61ZM70 104V103H69ZM72 104V103H71ZM80 104H81V101H80ZM107 104H111V103H108ZM130 104V103H129ZM22 105V104H21ZM74 105V104H73ZM98 105V104H97ZM100 105V104H99ZM106 105V103H105ZM105 105L103 104V108L107 109V107H105ZM113 105V104H112ZM121 105V104H120ZM143 105V104H142ZM23 106V105H22ZM109 106L108 107V110L106 111L107 113H109L108 111L111 110V105H107ZM145 106V105H144ZM173 106V110H172V107ZM64 107V106H63ZM115 109L116 106H114ZM25 108V106H24ZM27 108V107H26ZM25 110H28L26 109ZM29 108V107H28ZM66 108V106H65ZM88 108H91L90 110H88ZM110 108V109H109ZM146 108V107H145ZM15 109V107L13 108ZM104 109V110H105ZM19 110V109H18ZM42 110V109H41ZM68 110V109H67ZM114 110V109H113ZM38 111H40L38 109ZM116 111V110H115ZM146 111V110H145ZM167 112L169 116H165V115H162L163 112ZM21 112V111H20ZM105 112V111H104ZM123 112V111H122ZM15 113V112H14ZM25 113V112H24ZM27 113V112H26ZM51 113V111L49 112ZM101 113V112H100ZM105 113V114H107ZM114 113V112H113ZM17 114V113H16ZM43 114V113H41ZM102 114H103V111H102ZM101 114V115H102ZM115 114V113H114ZM113 114V115H114ZM146 114V113H145ZM44 117L47 116L45 113L43 114ZM111 115V114H109ZM112 115V116H113ZM115 115H118L117 113ZM120 115V114H119ZM143 115V114H142ZM17 116V115H16ZM23 116V115H21ZM66 116V115H65ZM69 117V115H67ZM93 116V117H92ZM99 116V114H98ZM170 116H172L171 119ZM20 117V116H19ZM18 117V119H19ZM41 117V116H40ZM143 117V116H142ZM7 118V117H6ZM24 118V116H23ZM46 118V117H45ZM114 118V117H113ZM121 119V117H119ZM5 119V118H4ZM17 119V120H18ZM21 119V118H20ZM19 119V120H20ZM28 119H29V116H28ZM41 119V118H40ZM51 119V118H50ZM112 119V117H111ZM124 119V117H123ZM11 120V119H10ZM45 120V119H44ZM47 121H49V119L47 118L46 119ZM52 120V119H51ZM107 120V119H106ZM106 120H103V121H106ZM117 120V119H115ZM145 120V119H144ZM24 121V119H23ZM42 121V119H41ZM110 121V119H109ZM122 121V120H121ZM12 122V121H11ZM14 122V120H13ZM30 122V121H29ZM66 122V121H65ZM114 122V120L112 121ZM123 122V121H122ZM143 122V121H142ZM6 123V122H5ZM21 123V121L19 122ZM23 123V122H22ZM36 123V122H35ZM47 123V122H46ZM68 123V122H67ZM66 123V124H67ZM7 124V123H6ZM10 124V123H9ZM12 124V123H11ZM10 124V125H11ZM50 124V123H49ZM121 124V123H120ZM130 124V123H129ZM16 125V124H15ZM25 125V124H24ZM30 125V124H29ZM32 125H34V122L32 121ZM70 125V124H68ZM89 126V127H88ZM7 127V126H6ZM29 127V126H28ZM37 127V125H36ZM71 127V126H70ZM71 127V128H72ZM141 127V128H142ZM5 128V127H4ZM3 128V129H4ZM9 128V127H7ZM6 128V129H7ZM69 128V127H68ZM85 128V127H84ZM131 128V127H130ZM3 129L1 128V130L3 131ZM35 129V127H34ZM47 129V128H46ZM51 129V128H50ZM142 129H145V128H142ZM74 130V129H73ZM47 131V130H46ZM83 131V130H82ZM85 131V130H84ZM142 131V130H141ZM144 131V130H143ZM176 131V132H175ZM49 132V130H48ZM77 132V131H76ZM134 132V131H133ZM132 132V134H134ZM74 133V132H73ZM78 133V132H77ZM138 133H140L138 131ZM79 135V133H78ZM161 135V136H160ZM133 136V135H132ZM43 137V136H41ZM146 137V135H145ZM47 138V137H46ZM68 138V137H67ZM75 138V136H74ZM78 138V137H77ZM76 138V139H77ZM44 139H45V136H44ZM81 139V138H80ZM133 139V138H132ZM161 139H163L164 141H166V143H168L169 145V148L166 149V144L165 147L162 145V142H161ZM92 140H96V139H92ZM91 140V141H92ZM46 141V140H45ZM48 141V140H47ZM46 141V143H48ZM75 141V139H74ZM84 141V140H83ZM117 141V142H119ZM51 141H49L50 143ZM132 142V140H131ZM71 143H73L71 141ZM75 143V142H74ZM96 143V142H95ZM98 143V142H97ZM120 143V142H119ZM164 143V142H163ZM54 144V143H53ZM53 144H50L51 146ZM81 144V143H80ZM76 145L74 144V146L70 143L69 145L70 146H73V149H75L74 152H76L75 155L79 154L77 153L79 148V145ZM117 144V143H116ZM135 144V143H134ZM187 144H190V146L188 147ZM49 145V144H48ZM68 145V146H69ZM86 145V143H85ZM90 145V144H89ZM119 144H117L118 146ZM94 146V145H93ZM120 146V145H119ZM53 147V146H52ZM83 147V145H82ZM81 147V148H82ZM122 147V146H121ZM188 151H186L187 148ZM57 148V147H56ZM87 148V146H86ZM114 148V147H113ZM142 148H143V145H142ZM54 149V148H53ZM72 149V148H71ZM89 149V148H88ZM88 149H85L87 150V152H89ZM106 149V150H107ZM117 149V148H116ZM248 150V156L250 155L251 157H248L247 156V153L245 154L247 156V158L249 159H245L247 161H242L243 163L239 164L238 163V167L235 168L234 165H233V162L232 160L235 159V156L237 155L238 152H240L241 150ZM55 150V149H54ZM84 151V149H81V151ZM91 150V149H90ZM56 151V150H55ZM73 151V150H72ZM104 151V152H103ZM120 151V150H119ZM59 152V151H58ZM87 152H85L87 154ZM97 152V151H96ZM110 152V151H109ZM73 153V152H72ZM111 155L114 153L110 152ZM117 153V151L115 152ZM120 153V152H118ZM58 154V153H57ZM61 154V153H60ZM59 154V155H60ZM74 154V153H73ZM109 154V153H108ZM107 154V155H108ZM122 154V155H123ZM80 155V154H79ZM110 155V154H109ZM114 155V154H113ZM118 155V154H117ZM121 155V156H122ZM143 156V158L141 159V157ZM161 155H165L166 157H161ZM84 156V155H83ZM86 156V155H85ZM116 156V155H115ZM119 156V157H121ZM245 156V157H246ZM72 157V156H71ZM77 157V156H76ZM80 157V156H79ZM118 157V156H117ZM124 157V156H123ZM61 158V157H60ZM59 158V159H60ZM96 158H97V155H96ZM100 158V157H99ZM109 158V157H108ZM107 158V160H108ZM125 158V157H124ZM126 158V159H127ZM67 159V158H66ZM71 159V158H70ZM76 159V158H75ZM79 159V158H78ZM82 159V157H81ZM80 161H77V162H80L81 164V161H83V159ZM85 159V158H84ZM100 159V160H101ZM112 159H117L116 157H112ZM119 159H122L119 158ZM61 160L64 162V158H61ZM91 161H93V158L90 159ZM95 160V159H94ZM101 160V161H102ZM106 160V159H105ZM106 160V162H107ZM118 160V159H117ZM116 160V161H117ZM60 161V160H58ZM97 161V159H96ZM95 161V162H96ZM99 161V159H98ZM97 161V162H98ZM112 160L110 159V162ZM121 160H119L120 162ZM238 161V160H237ZM241 161V160H240ZM62 162V165L64 164L65 166V163ZM94 162V163H95ZM106 162H104L103 164H105ZM128 162V161H127ZM183 162V163H182ZM59 163V162H58ZM85 163V162H84ZM86 163V164H87ZM115 163H118V162H115ZM99 164V163H98ZM102 164V163H101ZM137 164V166H136ZM139 164V165H138ZM184 166V165H187V167L189 165H193L192 168H194V170L192 172H189L186 170V168L184 170L181 171L180 174H187L186 178L184 179V181H180L178 178V181L175 177H172V169L174 167H177L179 165ZM235 164V163H234ZM57 165V164H56ZM83 166V164H81ZM77 166V165H76ZM79 166V165H78ZM66 167V166H65ZM68 168V167H67ZM70 168V167H69ZM79 168V167H77ZM124 168V169H123ZM191 168V167H190ZM81 169V168H80ZM177 169V168H176ZM188 169V168H187ZM69 170V169H67ZM79 170V169H78ZM134 172L133 176H135V178L133 179L132 177L129 176V174H131L130 172L132 171ZM175 170V169H174ZM190 170V169H189ZM81 170H79L80 172ZM257 171V172H255ZM41 172V171H40ZM76 172V170H75ZM78 172V174H79ZM255 172V173H254ZM70 173V172H69ZM72 173V172H71ZM73 173H74V170H73ZM252 173H254L252 175ZM41 174V173H40ZM77 173H74L73 175H75ZM77 174V175H78ZM178 174V173H177ZM179 174V175H180ZM260 174V175H259ZM174 176V175H173ZM74 177V176H73ZM183 177V176H181ZM185 177V176H184ZM263 177V176H262ZM79 178V176H78ZM74 181L78 180L79 182V179H77V177H74L73 178ZM76 179V180H75ZM71 181V180H70ZM77 182V181H76ZM65 183V182H64ZM70 183V182H69ZM71 183H74L73 180ZM70 183V184H71ZM56 184V183H54ZM67 184V182H66ZM222 184V187L225 188L227 190V192H224V191H221L222 188L220 189H214V186L216 187V185H220ZM58 184H56L57 186ZM208 186L206 189L203 187L204 190L202 191H199L200 193L197 194L196 191L200 188V186ZM65 187V186H64ZM72 187V185H71ZM75 188V186H73ZM221 187V186H220ZM53 188H55V186L53 185ZM70 188V187H69ZM213 188V189H212ZM248 188V189H246ZM263 188V187H262ZM261 188V189H262ZM73 189V188H72ZM137 191V194H135V199H131L133 197V190ZM246 189V190H245ZM264 189V188H263ZM37 190V189H36ZM45 190V189H44ZM53 190V189H52ZM43 191V190H42ZM35 192V191H34ZM224 192V194H223ZM247 192V191H246ZM249 192V191H248ZM247 192V193H248ZM254 192V191H253ZM257 192V191H255ZM263 192V191H262ZM196 193V194H195ZM230 193V194H229ZM11 194V193H10ZM24 194V193H23ZM53 194V192H52ZM94 194V197L92 196ZM126 195V197L128 198V200L125 201V199L121 201H117L114 199L117 195V197L120 199L121 197L119 195ZM130 194V195H129ZM132 194V195H131ZM236 194V193H235ZM249 194V193H248ZM246 194L245 198H247V195ZM252 194V193H251ZM256 194V193H255ZM42 195H43V192H42ZM47 195V193H46ZM54 195V194H53ZM89 195V196H88ZM123 195V197H124ZM194 195H196L194 197ZM242 195V194H241ZM244 195V194H243ZM238 196H240V193L238 194ZM254 196V194H253ZM21 197V196H19ZM23 197V195H22ZM38 197V196H37ZM43 197V196H42ZM45 197V199H46ZM228 197V198H229ZM243 197V196H241ZM240 197V198H241ZM251 197V196H250ZM44 198V197H43ZM43 198H41V201L39 200V203L40 202H43L45 201ZM227 200H230L228 199ZM239 198V199H240ZM14 199V198H13ZM21 199V198H20ZM38 199H40L38 197ZM43 199V201H42ZM46 199V200H47ZM94 199V200H93ZM97 199V200H95ZM101 199V198H99ZM104 199L107 200L104 196ZM104 199H102L103 201H105ZM200 199H202V202L200 201ZM213 199H216V203L214 204H209L210 201L212 202ZM243 199V198H241ZM35 199H33L34 201ZM93 200V201H92ZM197 200H199L198 202H201V203H204L205 206L203 207V205L201 203H198ZM245 200V199H244ZM250 200V199H249ZM253 199L251 198V201ZM32 201V200H31ZM100 201V200H99ZM101 201V202H103ZM240 201V200H239ZM248 202V200H246ZM46 202V201H45ZM48 202V201H47ZM253 202V201H252ZM251 202V203H252ZM256 202V201H255ZM31 203V202H30ZM33 203V202H32ZM37 203V200H35V203ZM108 203V202H107ZM227 203V201L225 202ZM245 204H247L245 201H244ZM48 204V203H47ZM69 204V205H68ZM101 204V206H100ZM105 204V203H104ZM109 204V203H108ZM229 204V203H228ZM231 204V203H230ZM236 204V208H237V211L239 212V204L237 205ZM26 205V203L24 204ZM37 205H39L37 203ZM41 205V204H40ZM39 205V206H40ZM65 205V207L63 206ZM109 205V207H110ZM105 206V205H104ZM231 206V205H230ZM234 206V205H233ZM41 207V206H40ZM64 207V209H63ZM108 207V208H109ZM206 207V208H205ZM228 207V206H227ZM243 207V206H242ZM49 208V207H48ZM93 208V212H90V209ZM172 208H174L172 210ZM205 208V209H203ZM232 208V206H231ZM230 208V209H231ZM236 208L234 211L232 212H235L236 211ZM245 208V207H244ZM44 209V208H43ZM50 209V208H49ZM229 209V210H230ZM246 209V208H245ZM200 210V211H199ZM225 210V209H224ZM243 210V208H242ZM41 211V214L38 218L39 220V224L42 225L46 230L45 232L48 233L49 235L50 232L53 233V230H55L56 228L54 227V225L51 223V219L49 220L47 217H46V214ZM231 211V210H230ZM67 212V215L64 216ZM201 212L202 213H205L206 215L203 217H201ZM240 212H243L240 210ZM65 213V214H64ZM218 213V211H217ZM216 213V215H218ZM224 213V212H222ZM236 213V212H235ZM64 214V215H63ZM119 214V213H118ZM156 214V216H160L161 218V221H159L161 224H159L157 221H156V217L154 215ZM225 214V213H224ZM222 214V215H224ZM226 214H227V211H226ZM233 214V213H231ZM53 215V214H52ZM69 215V216H68ZM113 215V214H112ZM221 215V214H220ZM47 216H48V213H47ZM116 216V215H115ZM215 216V215H214ZM233 216V215H232ZM49 217V216H48ZM52 217V216H51ZM206 217V218H207ZM217 217V216H216ZM216 217H214L216 219ZM225 217V216H224ZM65 218V219H66ZM127 218H125V222L127 220ZM187 218V217H185ZM187 218V219H188ZM213 218V217H212ZM211 218V219H212ZM213 218V219H214ZM235 218V217H234ZM64 219V220H65ZM116 219V218H115ZM158 219V218H157ZM210 219V218H209ZM225 219H227V217H225ZM3 220V219H1ZM61 220V219H59ZM58 220V221H59ZM75 220V221H76ZM159 220V219H158ZM217 220V219H216ZM51 221V222H50ZM78 221H81L79 223H83L82 224V228H79L78 226ZM93 221V222H92ZM164 221V223H165ZM190 221V220H188ZM210 221V220H209ZM218 221V220H217ZM63 222L65 223L63 225ZM133 222V223H134ZM211 222V221H210ZM57 223V222H56ZM129 223V222H128ZM124 224V223H123ZM135 226H136V223H134ZM166 224V223H165ZM168 224V225H169ZM188 224V222L186 223ZM185 224V225H186ZM190 224V222H189ZM207 224H208V221H207ZM57 225V224H55ZM133 225V224H132ZM137 225V227H138ZM202 225V224H201ZM187 226V225H186ZM189 226V225H188ZM139 227V228H140ZM167 227V226H166ZM171 227H169V229H171ZM172 227V228H173ZM193 227V225H192ZM195 227V226H194ZM204 227V226H203ZM39 228V227H38ZM38 228L36 226V231H38ZM42 228V227H41ZM41 228H39L41 230ZM44 228H42L44 230ZM55 228V229H54ZM87 228V227H86ZM86 228H84V231L87 230ZM136 228V227H135ZM134 228V230H135ZM173 228V229H174ZM132 231H133V227L131 228ZM138 229V228H136ZM168 229V228H167ZM171 229V232L172 230ZM42 230V231H43ZM89 230V229H88ZM91 230V229H90ZM89 230V231H90ZM118 230V231H119ZM141 230V231H142ZM176 230H173V231H176ZM187 230V229H186ZM41 231V232H42ZM124 231V230H123ZM127 231V230H126ZM131 231V232H132ZM180 231V232H181ZM92 232V231H91ZM90 232V233H91ZM170 234L171 232L168 231ZM2 233V232H1ZM0 233V235H1ZM40 233V232H39ZM38 233V234H39ZM83 233V232H82ZM87 233V231L85 232V234ZM89 233V232H88ZM89 233V234H90ZM92 233V234H93ZM119 233H121V231H119ZM123 233V232H122ZM127 233V232H126ZM130 233V232H128ZM127 233V234H128ZM141 233V232H140ZM174 233V232H172ZM182 233V234H184ZM47 234V235H48ZM116 234H118L116 232ZM125 234V232H124ZM126 234V235H127ZM139 234V232H138ZM168 234V233H167ZM166 234V235H167ZM168 234V235H170ZM181 234V233H180ZM184 234V235H185ZM46 235V236H47ZM82 235V234H81ZM80 235V236H81ZM88 235V234H87ZM112 235V234H111ZM119 235V234H118ZM190 235V234H189ZM39 236V235H38ZM135 236V234H134ZM138 236V235H137ZM136 236V237H137ZM140 236V235H139ZM4 237V236H3ZM49 237V236H48ZM51 240L53 241L54 237L52 238V236H50ZM59 237V236H58ZM122 237V236H121ZM174 237V235H173ZM184 237V236H183ZM39 238V237H38ZM40 238H42V236H40ZM62 238V237H61ZM106 238V237H105ZM110 236L108 235V238L106 239V242L105 244L108 242V244L111 242L110 240ZM167 238V237H166ZM2 239V238H1ZM44 239V237H43ZM42 239V240H43ZM58 239V238H57ZM63 239V238H62ZM63 239V240H64ZM79 239V238H78ZM114 238H112L113 240ZM174 239V238H173ZM177 239V238H176ZM175 239V240H176ZM41 240V239H39ZM81 240V239H80ZM117 240V239H116ZM125 240V239H124ZM150 240V239H149ZM153 240V239H152ZM150 240V241H152ZM183 240V239H182ZM3 241V240H2ZM83 241V240H81ZM85 241V240H84ZM119 241V240H118ZM121 241V240H120ZM145 241V240H144ZM148 240H146L147 242ZM173 241V240H172ZM170 241V243L172 242ZM187 241V239H186ZM41 242V241H40ZM39 242V243H40ZM78 242V241H77ZM103 244H104V241H102ZM129 241H127L128 243ZM149 242V241H148ZM153 242V241H152ZM151 242V243H152ZM14 243V242H12ZM50 245H54V241L53 243L50 241L48 242ZM47 243V244H48ZM79 243H82L79 241ZM114 243V241H113ZM121 243V242H120ZM138 243V242H137ZM141 243V242H140ZM140 243H138L140 245ZM150 243V244H151ZM74 244V243H73ZM83 244V243H82ZM85 244V248L87 247ZM101 244V243H100ZM104 244V246H106ZM107 244V245H108ZM111 244V243H110ZM126 243H124L125 245ZM129 244V243H128ZM43 245V243H42ZM113 245V244H112ZM122 245V244H120ZM122 246V247H125L126 246ZM131 245V244H130ZM137 245V244H136ZM138 245V246H139ZM153 245V244H152ZM55 246V245H54ZM54 246L52 248H54ZM97 246V245H96ZM134 246V245H133ZM151 246V245H150ZM152 246V247H154ZM25 247V245H24ZM59 248H61L60 246H58ZM91 247V246H90ZM88 247V249L90 248ZM99 246H97L95 249L91 248V251L94 250V251H97L99 252L98 249ZM103 247V245H102ZM119 247V246H118ZM128 247V246H127ZM158 247V248H159ZM26 248V247H25ZM45 248V247H44ZM42 248V249H44ZM48 248V247H47ZM84 248V249H85ZM115 249V245L113 247ZM117 248V247H116ZM121 248V247H120ZM138 248V247H136ZM144 248V247H143ZM149 248V247H148ZM157 248V247H156ZM27 249V248H26ZM105 249V247L103 248V250ZM118 249V248H117ZM116 250L117 252V255L119 254H122L123 256H125V249L122 248V251L123 253H118V250ZM140 249H141V246H140ZM145 249V248H144ZM152 249V248H151ZM155 249V248H154ZM45 250V251H44ZM44 254L46 252L47 249H44ZM63 250V249H62ZM102 249L100 251H103ZM107 250V249H106ZM149 250V249H148ZM161 251L164 252V250L160 249ZM182 250V249H181ZM26 251V250H25ZM48 251V250H47ZM50 251V249H49ZM84 251V250H83ZM86 251H88L86 249ZM126 251H128V248H126ZM132 251V250H131ZM141 251V250H140ZM138 251V252H140ZM145 251V250H144ZM153 251V250H152ZM40 252V251H39ZM51 252V251H50ZM53 252V251H52ZM51 252V253H52ZM81 252V251H80ZM80 252L78 253V256L80 255ZM104 252V251H103ZM108 252V251H106ZM137 252V251H135ZM149 252V251H148ZM147 252V253H148ZM162 252V253H163ZM8 253V252H7ZM38 253V252H36ZM35 253V254H36ZM63 253V252H62ZM84 252H82L83 254ZM89 253V252H88ZM130 251H128V261H132L133 258H138V256H130L132 254H129ZM143 253V250L142 252ZM18 254V253H17ZM44 257L45 255L43 253H41ZM76 254V253H75ZM94 254V253H93ZM99 254V253H98ZM104 254V253H103ZM165 254V253H164ZM32 255V254H31ZM49 255L48 252L46 254V256ZM67 255V254H66ZM64 253L62 254L63 256V264H74L71 260L72 258L70 259L68 257V255L66 256ZM85 255V256H84ZM84 258L88 257L86 255V253L84 254ZM91 255V254H90ZM102 255V254H101ZM100 255V256H101ZM117 255H116V258H117ZM121 255V256H122ZM126 255V256H127ZM141 255V254H140ZM148 255V254H147ZM39 257L41 255H38ZM42 256V257H43ZM52 256V255H51ZM105 256V255H103ZM115 256V255H114ZM120 256V255H119ZM123 256L121 257L123 259ZM150 256V255H149ZM91 257V256H90ZM112 254H110L109 256L106 257V259H110L112 258ZM130 257H133V258H130ZM148 257V256H147ZM175 257V256H174ZM29 258V257H28ZM49 258V257H48ZM80 258V256H79ZM120 258V260H121ZM145 258V256H144ZM81 259V258H80ZM103 259V258H102ZM2 260V259H1ZM46 259H42L40 258L39 259V262L41 264H46L45 262ZM85 260V259H83ZM100 260V259H99ZM113 260V259H112ZM115 260V258H114ZM113 260V261H114ZM118 261V258L116 259ZM136 260V259H134ZM134 260H133V263H134ZM58 261V260H57ZM56 261V262H57ZM62 261V259H61ZM102 261V260H101ZM112 261V262H113ZM122 261L125 262V260L123 259ZM127 261V258H126V263L128 262ZM138 261V259H137ZM145 261V260H144ZM150 261V260H149ZM111 262V261H110ZM111 262V264H112ZM136 262V261H135ZM143 262V261H142ZM146 262V261H145ZM84 263V262H83ZM132 263V262H130ZM139 263V262H138ZM30 264V262H29ZM57 264V263H56ZM76 264V263H75ZM82 264V263H81ZM114 264V262H113ZM118 264V263H117ZM122 264H124L122 262ZM129 264V263H128ZM145 264V263H144Z\"/></svg>",
	"mask_w": 264,
	"mask_h": 264
}]
</instances>
